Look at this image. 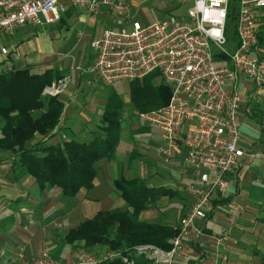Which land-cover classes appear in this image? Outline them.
<instances>
[{
  "label": "built area",
  "instance_id": "built-area-1",
  "mask_svg": "<svg viewBox=\"0 0 264 264\" xmlns=\"http://www.w3.org/2000/svg\"><path fill=\"white\" fill-rule=\"evenodd\" d=\"M147 1L69 0L68 4L90 16L105 8L121 26L104 29L90 43L94 59L85 73L107 87L157 73L156 82L170 89L165 106L134 116L158 131L157 154L163 163L170 167L180 159L190 170L185 188L192 197L190 210L180 219L169 250L141 245L125 255L100 246L97 252L74 251L68 259L44 251L30 264L115 260L134 264L135 257L148 264H171L185 240L199 233L196 222L207 218L215 200L227 196L229 174L245 159L261 160L264 173V149L241 146L238 130L239 111L251 103L261 106L264 128V0H167L176 11L181 5L189 7L180 15L143 25L132 12ZM67 7L65 0H0V37L26 25H53ZM0 53L7 50L0 47ZM243 78L251 89L240 83ZM69 82L68 76L52 81L41 97L59 98ZM18 259V264H27L22 252Z\"/></svg>",
  "mask_w": 264,
  "mask_h": 264
},
{
  "label": "crops",
  "instance_id": "crops-1",
  "mask_svg": "<svg viewBox=\"0 0 264 264\" xmlns=\"http://www.w3.org/2000/svg\"><path fill=\"white\" fill-rule=\"evenodd\" d=\"M65 1L68 7L57 23L63 22L66 25L64 16L70 10V19L75 16L78 20L84 18L81 14L75 15L76 10L83 12L82 10L70 6L69 0ZM105 14L109 13L102 8L96 16ZM19 28L11 35L0 37V47L7 50V54L0 53V72L29 67L31 72L38 74L47 69H56L68 76L70 82L67 90L58 98L64 104L60 128L47 143L57 144L61 140L80 138L81 134L88 137V133L96 129L97 119L92 113L84 111L85 101H82V108L75 101L82 78L87 74L84 69L89 64L83 63L87 60L83 49L78 59L67 64L65 58L57 55L56 51L44 50L42 54L41 48H29L26 43H14L11 38L19 34ZM81 37L78 35V40ZM96 38L98 36L89 42ZM20 41L26 42L24 38ZM86 57L91 60V64L94 59L93 52ZM240 83L252 88L244 78ZM78 122L79 131L75 133L73 130L78 128ZM238 130L241 146L253 150L264 149L261 106L251 103L241 108ZM157 137L159 144V133ZM36 139H41V136ZM132 139L123 140L120 136L113 158L96 164L97 173L93 187L90 190L82 189L73 197L63 196L57 188L40 189L35 179L29 175L16 177L17 170L13 167L15 155L0 150V264H18V255L21 252L27 264L44 251L54 257L68 259L74 248L71 246L67 249L62 238L71 229L99 212L115 209L125 211L127 208L114 188V181L122 178H139L144 181L148 179L147 166L140 162L134 165L132 163L134 159L130 158V153L135 149ZM180 166L181 160L177 159L166 173L175 184L180 178L182 181L189 178L188 183L191 175L185 172L183 166V171L179 170ZM188 172L191 173L190 170ZM153 173L157 174L155 171ZM227 181V196L215 200L225 202L218 205L212 203L207 218L195 224L199 233L191 234L185 240L182 250L171 264H264L263 162L255 159L249 163L245 159L235 173L227 176ZM174 190L179 192L178 196L172 199L158 198L153 205L139 214V220L178 226L180 219L190 210L192 197L187 193L182 195L179 187ZM179 197L185 199L180 207L176 202ZM177 206L181 208L180 211L176 210ZM222 232H225V236H222Z\"/></svg>",
  "mask_w": 264,
  "mask_h": 264
},
{
  "label": "trees",
  "instance_id": "trees-1",
  "mask_svg": "<svg viewBox=\"0 0 264 264\" xmlns=\"http://www.w3.org/2000/svg\"><path fill=\"white\" fill-rule=\"evenodd\" d=\"M230 20L234 22L235 17L230 15ZM157 75L129 82V101L134 110L149 112L168 103L170 89L156 82ZM63 77L56 69L41 74L31 72L29 67L0 72V150L15 155L16 177L29 175L40 189L57 188L63 196L73 197L93 187L99 161L113 158L120 140L122 101L114 92L108 96L100 123L88 133L87 140L72 138L49 144L47 141L60 128L64 104L58 98H42L41 93L45 86ZM114 188L127 209L97 213L71 229L62 242L73 246L74 251L97 252L101 246L125 255L141 245L169 250L178 227L138 217L158 198L172 199L179 192L149 186L139 178L116 180ZM224 202L214 201V205ZM104 264L123 263L115 260ZM134 264L148 262L135 257Z\"/></svg>",
  "mask_w": 264,
  "mask_h": 264
},
{
  "label": "rangeland",
  "instance_id": "rangeland-1",
  "mask_svg": "<svg viewBox=\"0 0 264 264\" xmlns=\"http://www.w3.org/2000/svg\"><path fill=\"white\" fill-rule=\"evenodd\" d=\"M188 7L189 5H181L179 6V10L176 11L173 9L174 4L172 2L167 0H149L139 8H136V11L132 12V16L141 24L145 25L162 20L175 13L180 15V13H184ZM76 14H81L84 18L78 20L75 16V18L70 19V16H72V11L70 10L64 16L67 22L66 25H63V22H61L50 26H23L17 31L19 34L11 39L14 43H26L29 48H41L42 54H44V50L56 51L57 55L63 56L68 64L78 59L81 49H83L86 56L89 53L92 54L89 41L93 37H99L104 29H119L121 27L118 26L117 19L110 13L98 17L87 16L83 12L76 10L75 15ZM78 35L82 36L80 40H78ZM22 38H24L26 42L22 43L20 41ZM86 56L85 58L87 60H84L83 63L86 62L90 64L91 60ZM87 82L91 84H87ZM113 92L116 93L122 101L120 136L123 140L133 138V146L135 149L130 153V158L134 159L132 163L134 165L140 162V164L148 168V179L144 181L145 184L154 187L163 186L174 189L179 187L182 195L186 194L185 188L190 182L187 183L189 178L185 181H182V178H180L176 182L177 184H175L172 178L166 173L170 169L169 165L163 163L160 156L157 154L158 132L156 128L145 125L134 116V113L138 111L134 110L129 101V83L126 82V84H123L119 82L113 86L107 87L97 81L94 75L87 73L82 78L80 90L75 101L80 108L85 106L83 108L85 112L92 113V116L97 119L95 125H98L101 120L102 110L106 106V104L103 105V103H107L108 96ZM82 101H85L84 106L82 105ZM86 108L91 111H88ZM76 126L78 128L73 130L75 133L79 131L80 123L78 122ZM80 138L87 139L88 137H84L81 134ZM36 141L37 140L34 142ZM182 168V166L178 167L179 170L183 171ZM185 170L187 174H190L187 168H185ZM153 171L157 172V174H154ZM183 200L185 199H181L180 197L176 199L179 207L182 206ZM178 206L176 210L180 211L181 208ZM65 246H67V249L71 248V245L65 244Z\"/></svg>",
  "mask_w": 264,
  "mask_h": 264
}]
</instances>
